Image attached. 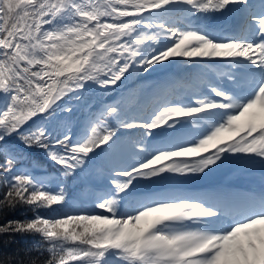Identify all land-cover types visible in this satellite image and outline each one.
Segmentation results:
<instances>
[{"label": "snow or ice", "instance_id": "6c2138e0", "mask_svg": "<svg viewBox=\"0 0 264 264\" xmlns=\"http://www.w3.org/2000/svg\"><path fill=\"white\" fill-rule=\"evenodd\" d=\"M33 150L57 190L18 168ZM230 163L264 168V0H0V236L47 254L19 264H264V190H186Z\"/></svg>", "mask_w": 264, "mask_h": 264}, {"label": "trees", "instance_id": "16d2710c", "mask_svg": "<svg viewBox=\"0 0 264 264\" xmlns=\"http://www.w3.org/2000/svg\"><path fill=\"white\" fill-rule=\"evenodd\" d=\"M59 124V121H57ZM36 162V165L33 164ZM18 168H27L33 175L38 177H47L46 183L50 190H57V178L60 175L57 166L45 159L41 151L33 150L30 158H26L18 165ZM69 191L71 193L70 200L75 203H85L88 200L89 188L81 184H73L71 180L67 181ZM75 198V199H74ZM38 214L49 217L53 213L48 209H39ZM34 213L27 208H17L14 212L8 213L6 219H31ZM40 238L36 235H17L9 242L8 236H0V264H8L11 257L14 264H19L20 261H27L28 259L42 260L46 258L47 254L39 255L38 251L33 249V246L38 244ZM32 249L31 251H27Z\"/></svg>", "mask_w": 264, "mask_h": 264}, {"label": "bare ground", "instance_id": "6f19581e", "mask_svg": "<svg viewBox=\"0 0 264 264\" xmlns=\"http://www.w3.org/2000/svg\"><path fill=\"white\" fill-rule=\"evenodd\" d=\"M210 26L211 27L225 28L227 31H234V30H238V29L242 28V23L238 18L233 19L231 22H227L223 18H217L211 22ZM217 68H219V66H217ZM172 72L176 73L175 75H177L178 80L181 79L182 74L179 73L175 68L172 69ZM178 82L179 83L177 84V87H179L181 84L187 85V84L191 83V81L187 80V79H183V80H181V82L180 81H178ZM123 91H124V93H130L127 96L128 100L134 99L137 95L139 96V102L137 104L133 105V111H140V112L148 111V109L151 106L152 101H154V97L151 93L142 94V93L138 92L136 82H128L127 86L123 88ZM118 94H119L118 96H121V91H119ZM145 101H147V104H145ZM142 107H144V110L141 109ZM256 166L261 167L259 164H257ZM232 167H236V166H234L233 164L230 163V164L226 165L224 168L217 171L216 173L212 174L211 176L204 178L203 179L204 181H201L200 183H210L211 184V180L215 179V177L217 175H220L221 173L227 171L228 169H230Z\"/></svg>", "mask_w": 264, "mask_h": 264}, {"label": "rangeland", "instance_id": "374dc122", "mask_svg": "<svg viewBox=\"0 0 264 264\" xmlns=\"http://www.w3.org/2000/svg\"><path fill=\"white\" fill-rule=\"evenodd\" d=\"M152 75V74H151ZM149 82V83H152L153 85H154V83H153V81H156V80H154V79H152V78H150V76H148V77H145L144 79H142V80H138V81H136V84L138 85V84H144L145 82ZM127 83L128 82H125V85H124V87H126L127 86ZM123 87V88H124ZM119 88H115V89H113V90H110V92L108 93V94H105L104 96H99L98 95V93L97 92H95V91H93L92 93H91V98H95V99H98V100H103L104 102H105V100H107V99H111V101L113 100V98H115L116 96H118L117 94H118V92H119ZM138 92H140V93H142V94H147V93H149V92H147V91H144L142 88L140 89V90H138ZM151 110V108H149V111ZM82 119V118H81ZM80 130V129H79ZM76 131H78V128H77V126H74V132H76Z\"/></svg>", "mask_w": 264, "mask_h": 264}]
</instances>
